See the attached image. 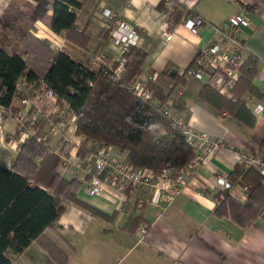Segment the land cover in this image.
Wrapping results in <instances>:
<instances>
[{
	"label": "crops",
	"instance_id": "obj_1",
	"mask_svg": "<svg viewBox=\"0 0 264 264\" xmlns=\"http://www.w3.org/2000/svg\"><path fill=\"white\" fill-rule=\"evenodd\" d=\"M49 1L51 7L43 18L27 17L22 24L26 23L25 32L46 39L57 59L68 68L87 80L96 74L103 64V53L95 52L102 29L108 31L105 52L111 54L112 60L119 57V47L110 41L108 22L101 14L106 7L115 14V19L135 27L139 34L136 46L147 52L140 72L152 75L151 79L165 91L173 86L168 76L176 73L172 69L186 68L193 63L199 47L214 37L213 25H220L230 14L241 10L238 1L256 4L258 8L254 12H247L249 27L239 36L256 59L252 83L264 92V0H178L210 24L196 34L184 26L182 19L168 29L169 10L157 7L161 0H71L69 7L76 14L77 27H86L90 37L86 48L65 40L68 20L52 5L60 0ZM12 2L25 10L35 0H0V13ZM52 20L59 28L50 26ZM167 31L172 34L170 38L165 37ZM184 78V86L177 87L166 102L169 114L221 140V146L204 155L175 199L169 204L161 202L160 207L150 202L149 188H141L136 199L120 207L118 200L108 194L88 193L81 181L77 197L106 215L117 211L116 217L105 219L68 203L54 228L44 230L45 238L53 245L51 256L36 242L29 246L28 255L37 264H57L61 259L59 252L66 257V264H264V221L257 218L241 228L229 218H218L212 212L222 190L214 175L229 177L240 166L242 152L264 155V114L259 118L254 116V124L248 126L200 99L198 92L204 83L194 77ZM30 91L28 84L27 94ZM243 98L250 111V104L264 100L247 94ZM2 111L0 105V163L10 165L25 136L15 134V115L2 118ZM28 111L29 119L38 116L33 107ZM59 121L54 120L50 144L57 149L64 142V151L69 154L60 173L66 179L80 177L75 151L81 136ZM228 192L236 199L247 194L237 180ZM133 204L135 213L141 212V221L130 231L124 225ZM11 257V264H29L21 254H11Z\"/></svg>",
	"mask_w": 264,
	"mask_h": 264
},
{
	"label": "trees",
	"instance_id": "obj_2",
	"mask_svg": "<svg viewBox=\"0 0 264 264\" xmlns=\"http://www.w3.org/2000/svg\"><path fill=\"white\" fill-rule=\"evenodd\" d=\"M63 1L52 5L68 20L64 38L86 48L90 39L86 27H77L76 14L69 7L71 0ZM238 3L246 12H254L258 8L256 4ZM49 7V0H35V3H28L25 10L12 2L0 13L1 117L15 115L19 110L16 92L19 76H24L33 89L38 87V80H43L57 94L58 104L65 105L67 111L76 116L74 133L82 137L75 151L78 159H83L97 144H112L135 167H148L156 173L166 168L179 169L187 164L194 155L192 147L182 136L179 125L169 113L164 112L171 94L177 87L184 86V76L169 73L173 86L168 91L149 79V97L135 94L130 84L140 73L147 52L131 45L127 52L122 53L123 70L117 77L114 68L118 61L112 60L111 54L105 52L108 31L102 29L95 52L103 53V64L90 80L81 77L57 59L55 50L46 39L23 29L25 18H43ZM157 7H164L163 0ZM192 15L190 9L182 13L174 6L169 10L168 29ZM50 26L59 28L54 20ZM255 73L256 59L249 52L241 66V76L232 90V97L219 93L208 84L202 85L198 96L219 112L225 111L252 126L255 117L243 95L264 98V92L252 83ZM48 122L49 117H41L32 125V128L37 127L35 133L25 136L19 144L10 165L0 163V264H11V254H21L29 264H37L27 251L33 242L51 256L53 245L45 238L44 230L54 228L68 203L109 220L118 213L114 211L106 215L77 197L81 179L76 176L66 179L60 173L64 159L69 155L66 151L63 156L59 153L64 150L65 143L56 149L40 137ZM27 123L26 119L22 125L17 124L15 134L21 135L27 129ZM228 179L232 182L237 180L246 188L247 194L239 201L228 189H222L224 197L213 207V214L218 218L227 217L241 228L257 218L264 221L263 176L252 167L240 170L238 166ZM140 221L141 212L135 213L133 204L124 228L134 230ZM59 255L61 259L57 264H66V257L61 252Z\"/></svg>",
	"mask_w": 264,
	"mask_h": 264
},
{
	"label": "built area",
	"instance_id": "obj_3",
	"mask_svg": "<svg viewBox=\"0 0 264 264\" xmlns=\"http://www.w3.org/2000/svg\"><path fill=\"white\" fill-rule=\"evenodd\" d=\"M163 5L167 10H171L175 6L183 13L190 9L179 4L178 0H163ZM101 14L108 22L110 41L115 43L120 50L119 57L116 59L118 65L114 68V74L119 77L124 64L122 53L127 52L131 45L137 44L139 34L134 26L115 19V14L110 9L103 8ZM249 23L250 15L242 9L230 14L220 25H213L214 37L199 47L191 65L186 68L176 67L172 70L184 77H194L202 83L210 85L219 93L232 97V90L241 76V66L249 54L246 44L239 34L249 27ZM183 24L195 34L199 33L201 27L210 25L196 14L184 18ZM25 25L26 23H23V29H25ZM164 34L166 38H170L172 35L168 31ZM151 77L152 75L140 72L131 82L130 88L135 94L148 98L147 82ZM37 83L38 87L35 89L31 87L30 93L27 94L25 86L29 83L26 82L24 76L17 78L16 92L19 110L15 117L19 125H22L26 119L28 120L27 129L22 133L24 136L35 133L37 127L32 128V125L37 123L41 117H49V122L40 137L46 139L51 145V130L54 120H56L53 119V115L56 114V117L60 118L59 123L65 125L72 133L75 129L76 116L67 111L65 105L58 104L57 94L43 80H38ZM32 107L34 113L38 114L36 121L27 116L28 109ZM250 109L254 116L261 117L264 100L250 104ZM164 112L169 113L167 110ZM172 119L179 125L182 136L194 152L187 164L179 169L166 168L156 173L148 167H135L112 144H97L83 159L76 162V168L81 172V176L78 178L85 183L88 193L92 195L108 194L117 199L119 206L123 207L129 201L136 199L141 188H149L151 203L159 207L161 202L171 203L200 166L203 156L221 146V140L211 137L207 132L197 130L190 124L178 121L174 117ZM59 153L63 156L64 150ZM240 156V170L252 167L264 177L263 154L242 152ZM66 158L62 168L68 162ZM214 177L221 189H231L235 182L220 174H215ZM222 197H224L223 192L220 193V198ZM243 197L245 194L237 199L242 201ZM141 230L145 231L143 228Z\"/></svg>",
	"mask_w": 264,
	"mask_h": 264
},
{
	"label": "rangeland",
	"instance_id": "obj_4",
	"mask_svg": "<svg viewBox=\"0 0 264 264\" xmlns=\"http://www.w3.org/2000/svg\"><path fill=\"white\" fill-rule=\"evenodd\" d=\"M25 91L28 92V85L25 86ZM37 117H38V116H37ZM37 117L34 118V121H36V120L38 119ZM53 119H60V118H57V117H56V114H54V115H53ZM54 123H55V122H54ZM64 127H65V126H64ZM52 130H53V129H52ZM52 130H51V132H54V131H52ZM53 140L55 141L54 138H53ZM50 142H51V141H50Z\"/></svg>",
	"mask_w": 264,
	"mask_h": 264
}]
</instances>
